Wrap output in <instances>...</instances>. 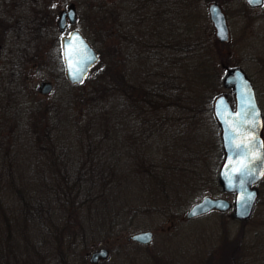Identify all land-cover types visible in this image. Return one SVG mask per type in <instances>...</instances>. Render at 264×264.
I'll return each instance as SVG.
<instances>
[{"label":"rangeland","instance_id":"obj_1","mask_svg":"<svg viewBox=\"0 0 264 264\" xmlns=\"http://www.w3.org/2000/svg\"><path fill=\"white\" fill-rule=\"evenodd\" d=\"M69 3L79 21L68 32L100 56L79 85L57 26ZM260 52L264 6L245 0H0V264H91L101 247L100 264H264V179L248 220L185 218L204 196L234 200L220 191L212 103L232 99L225 67L241 66L264 108ZM145 230L151 244L128 240Z\"/></svg>","mask_w":264,"mask_h":264},{"label":"water","instance_id":"obj_2","mask_svg":"<svg viewBox=\"0 0 264 264\" xmlns=\"http://www.w3.org/2000/svg\"><path fill=\"white\" fill-rule=\"evenodd\" d=\"M263 1L247 0L251 7L261 6ZM209 13L218 39L221 42L229 41V30L221 7L213 3L209 6ZM77 20L76 5L70 3L60 11L57 26L64 34L68 22L75 25ZM61 42L66 77L72 85L80 84L98 62L99 54L79 30L64 35ZM223 84L225 88L232 90L234 105L225 93L216 96L212 103L223 149V160L217 177L223 190L235 194V198L231 202L224 197L204 196L189 208L186 219L214 210L227 212L233 208L234 217L245 221L254 213L259 199V191L255 185L264 179V118L253 84L241 67L227 68ZM50 90L51 85H47L42 92L47 94ZM153 238V232L147 230L132 234L129 240L149 245ZM109 256V250L102 247L91 253L90 263L98 264Z\"/></svg>","mask_w":264,"mask_h":264},{"label":"flooded vegetation","instance_id":"obj_3","mask_svg":"<svg viewBox=\"0 0 264 264\" xmlns=\"http://www.w3.org/2000/svg\"><path fill=\"white\" fill-rule=\"evenodd\" d=\"M246 1V0H245ZM218 3V2H217ZM247 3V2H246ZM219 4V3H218ZM220 5V4H219ZM247 5L250 7V8H252V9H259V8H262L263 6H264V1H263V4L261 5V6H258V7H251L248 3H247ZM77 6V5H76ZM221 6V5H220ZM222 8V7H221ZM76 9H77V15H78V21H79V13H78V7H76ZM222 11H223V13L225 14V18H226V23H227V26H228V30H229V41H230V38H231V33H230V28H229V25H228V18H227V15H226V13H225V11H224V9L222 8ZM78 23V22H77ZM228 41V42H229ZM51 42V41H50ZM228 42H226V43H228ZM260 54H261V56L262 55H264L262 52H260ZM37 66V64H34V68ZM247 73V72H246ZM248 75V74H247ZM249 76V75H248ZM26 77L27 78H29V74H27L26 75ZM251 79V78H250ZM251 81H252V79H251ZM253 83V82H252ZM46 84V85H45ZM47 84H49V85H51L52 86V88H53V85H52V83H48V82H42L41 83V85H40V89L43 91V89H45L46 87H47ZM253 86H254V89H255V92L257 91V90H261V89H258L257 88V86L255 85V83L253 84ZM51 88V89H52ZM40 90V91H41ZM263 90V89H262ZM256 96H257V93H256ZM257 102H258V104H259V99H258V96H257ZM261 104V103H260ZM260 107V106H259ZM260 109H261V112H262V116H263V118H264V108H262V106L260 107ZM105 248H107V247H105ZM108 250H109V252H110V249L109 248H107ZM110 254H111V252H110ZM110 257V256H109ZM106 261V260H105ZM101 262H103V261H100L98 264H100Z\"/></svg>","mask_w":264,"mask_h":264},{"label":"trees","instance_id":"obj_4","mask_svg":"<svg viewBox=\"0 0 264 264\" xmlns=\"http://www.w3.org/2000/svg\"><path fill=\"white\" fill-rule=\"evenodd\" d=\"M220 191H222V189Z\"/></svg>","mask_w":264,"mask_h":264}]
</instances>
